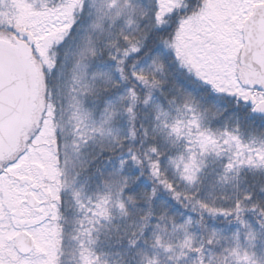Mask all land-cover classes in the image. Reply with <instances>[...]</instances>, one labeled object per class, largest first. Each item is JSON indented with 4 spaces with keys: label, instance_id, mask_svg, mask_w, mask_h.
Here are the masks:
<instances>
[{
    "label": "snow or ice",
    "instance_id": "1",
    "mask_svg": "<svg viewBox=\"0 0 264 264\" xmlns=\"http://www.w3.org/2000/svg\"><path fill=\"white\" fill-rule=\"evenodd\" d=\"M0 264H264V0H0Z\"/></svg>",
    "mask_w": 264,
    "mask_h": 264
}]
</instances>
